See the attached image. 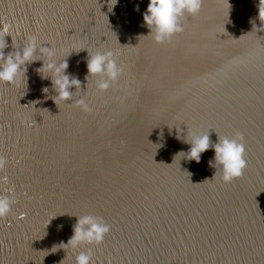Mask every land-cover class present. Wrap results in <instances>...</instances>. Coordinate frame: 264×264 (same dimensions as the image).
<instances>
[{
  "label": "water",
  "instance_id": "95a60500",
  "mask_svg": "<svg viewBox=\"0 0 264 264\" xmlns=\"http://www.w3.org/2000/svg\"><path fill=\"white\" fill-rule=\"evenodd\" d=\"M108 3L0 0L5 55L36 35L81 82L57 106L42 62L19 86L0 84V194L15 199L0 264H75L89 247L92 264H264V0H202L161 45L146 37L149 0ZM97 51L123 69L103 93L86 80ZM193 132L213 144L241 135L243 176H214L211 148L199 164L174 159ZM85 215L110 226L104 242L59 246Z\"/></svg>",
  "mask_w": 264,
  "mask_h": 264
},
{
  "label": "clouds",
  "instance_id": "9594fccd",
  "mask_svg": "<svg viewBox=\"0 0 264 264\" xmlns=\"http://www.w3.org/2000/svg\"><path fill=\"white\" fill-rule=\"evenodd\" d=\"M262 0H260L261 4ZM108 3L109 12L113 7ZM259 4V5H260ZM202 9V0H149L146 12L143 14L144 25L148 28L150 37L154 43L161 45L169 43L176 35L184 31L182 21L186 17H196ZM139 10V6H136ZM259 19L264 22V8L259 7ZM5 30L0 29V84L9 86H19L24 83L27 66L34 62H42V67L37 71L39 74L43 70L47 73L43 79L51 80V84L56 95L52 100L57 106L60 103L73 101L76 90H81V82L78 78L67 74V61L58 62L55 59V51L42 44L36 35L30 36L25 40L22 48L15 49L13 52L5 55L4 50L8 47L5 37ZM86 80L88 77L99 78L96 82L97 91L103 93L115 85L123 74V69L118 65L114 53L111 51H97L94 54L88 52ZM75 89V91H72ZM47 93L48 89H44ZM76 107L81 111L88 113L91 108L85 99L74 101ZM180 139V137H177ZM243 137L239 134L235 138H219L218 142L211 143L209 134L191 133L183 138L182 142L190 145L185 153L181 151L176 154L187 161H194L197 164L201 162L202 154L210 148L215 155L209 161V166L220 173L221 181L224 184H230L243 176L246 168L244 159L245 147L242 143ZM7 165V160L0 155V171H3ZM15 199L11 192L4 195L0 194V220H5L11 214L12 205ZM62 228V226H59ZM73 235L67 244L61 243L59 246L70 247L72 250L80 248L82 245L99 246L110 231V226L101 218L92 215L78 217L73 226ZM75 264H92L91 247L88 251H81L76 255Z\"/></svg>",
  "mask_w": 264,
  "mask_h": 264
},
{
  "label": "snow or ice",
  "instance_id": "6c2138e0",
  "mask_svg": "<svg viewBox=\"0 0 264 264\" xmlns=\"http://www.w3.org/2000/svg\"><path fill=\"white\" fill-rule=\"evenodd\" d=\"M24 217H21V219H23Z\"/></svg>",
  "mask_w": 264,
  "mask_h": 264
}]
</instances>
